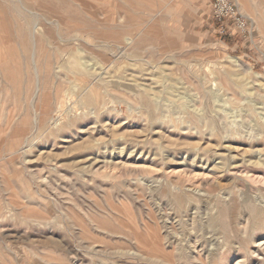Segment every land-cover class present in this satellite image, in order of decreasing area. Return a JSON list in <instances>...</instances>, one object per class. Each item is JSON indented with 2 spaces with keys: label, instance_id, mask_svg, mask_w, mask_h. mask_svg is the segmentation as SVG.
<instances>
[{
  "label": "rangeland",
  "instance_id": "rangeland-1",
  "mask_svg": "<svg viewBox=\"0 0 264 264\" xmlns=\"http://www.w3.org/2000/svg\"><path fill=\"white\" fill-rule=\"evenodd\" d=\"M235 1L249 34L0 0V264H264V0Z\"/></svg>",
  "mask_w": 264,
  "mask_h": 264
},
{
  "label": "built area",
  "instance_id": "built-area-1",
  "mask_svg": "<svg viewBox=\"0 0 264 264\" xmlns=\"http://www.w3.org/2000/svg\"><path fill=\"white\" fill-rule=\"evenodd\" d=\"M210 14L215 22L219 23L220 30L228 32L235 30L239 34H249L246 19L238 11L235 0H209ZM231 24V26H229ZM232 27V29H231Z\"/></svg>",
  "mask_w": 264,
  "mask_h": 264
},
{
  "label": "bare ground",
  "instance_id": "bare-ground-1",
  "mask_svg": "<svg viewBox=\"0 0 264 264\" xmlns=\"http://www.w3.org/2000/svg\"><path fill=\"white\" fill-rule=\"evenodd\" d=\"M17 1H19V0H17ZM131 36V35H130ZM94 37V36H93ZM128 37V36H127ZM111 41V40H110ZM117 41V40H116ZM133 40H131L130 38H127V39H125V43L124 44H130L131 42H132ZM124 42V41H123ZM127 48V47H126ZM120 54V53H119ZM85 63V62H84Z\"/></svg>",
  "mask_w": 264,
  "mask_h": 264
}]
</instances>
